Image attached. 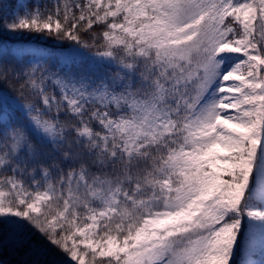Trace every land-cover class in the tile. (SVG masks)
Instances as JSON below:
<instances>
[{"label":"snow or ice","instance_id":"obj_1","mask_svg":"<svg viewBox=\"0 0 264 264\" xmlns=\"http://www.w3.org/2000/svg\"><path fill=\"white\" fill-rule=\"evenodd\" d=\"M0 264H264V0H0Z\"/></svg>","mask_w":264,"mask_h":264},{"label":"rangeland","instance_id":"obj_2","mask_svg":"<svg viewBox=\"0 0 264 264\" xmlns=\"http://www.w3.org/2000/svg\"><path fill=\"white\" fill-rule=\"evenodd\" d=\"M39 42L38 41H32L31 44L25 43L24 47H35ZM5 259H11L10 257H5Z\"/></svg>","mask_w":264,"mask_h":264}]
</instances>
